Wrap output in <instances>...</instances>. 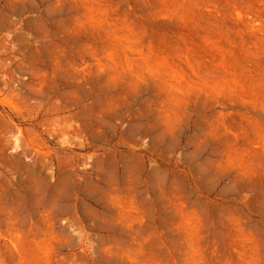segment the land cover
<instances>
[{"label":"rangeland","instance_id":"374dc122","mask_svg":"<svg viewBox=\"0 0 264 264\" xmlns=\"http://www.w3.org/2000/svg\"><path fill=\"white\" fill-rule=\"evenodd\" d=\"M0 264H264V0H0Z\"/></svg>","mask_w":264,"mask_h":264}]
</instances>
